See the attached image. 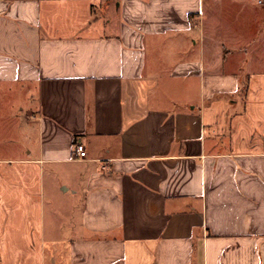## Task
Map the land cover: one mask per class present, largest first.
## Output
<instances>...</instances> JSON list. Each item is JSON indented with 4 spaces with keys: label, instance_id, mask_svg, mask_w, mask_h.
<instances>
[{
    "label": "crops",
    "instance_id": "1",
    "mask_svg": "<svg viewBox=\"0 0 264 264\" xmlns=\"http://www.w3.org/2000/svg\"><path fill=\"white\" fill-rule=\"evenodd\" d=\"M263 6L0 0V264H264Z\"/></svg>",
    "mask_w": 264,
    "mask_h": 264
},
{
    "label": "built area",
    "instance_id": "2",
    "mask_svg": "<svg viewBox=\"0 0 264 264\" xmlns=\"http://www.w3.org/2000/svg\"><path fill=\"white\" fill-rule=\"evenodd\" d=\"M259 3H263V0H258ZM88 156L86 146L82 140H76L74 142V158L75 159H86Z\"/></svg>",
    "mask_w": 264,
    "mask_h": 264
},
{
    "label": "rangeland",
    "instance_id": "3",
    "mask_svg": "<svg viewBox=\"0 0 264 264\" xmlns=\"http://www.w3.org/2000/svg\"><path fill=\"white\" fill-rule=\"evenodd\" d=\"M264 7V6H263ZM67 198V197H66ZM68 199V198H67ZM67 199H64V201H60V203H61V207H64V205H67V206H69L68 205V203L70 202V201H68Z\"/></svg>",
    "mask_w": 264,
    "mask_h": 264
}]
</instances>
